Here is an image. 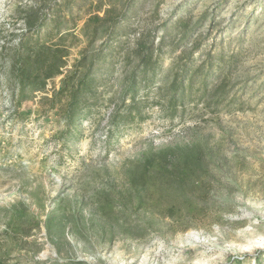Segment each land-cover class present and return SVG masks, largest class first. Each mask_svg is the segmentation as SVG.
I'll return each instance as SVG.
<instances>
[{"label":"rangeland","instance_id":"374dc122","mask_svg":"<svg viewBox=\"0 0 264 264\" xmlns=\"http://www.w3.org/2000/svg\"><path fill=\"white\" fill-rule=\"evenodd\" d=\"M0 264H264V0H0Z\"/></svg>","mask_w":264,"mask_h":264},{"label":"trees","instance_id":"16d2710c","mask_svg":"<svg viewBox=\"0 0 264 264\" xmlns=\"http://www.w3.org/2000/svg\"><path fill=\"white\" fill-rule=\"evenodd\" d=\"M92 19L96 20L100 26H102L105 20V17L100 16V14H95ZM103 23V24H102ZM98 27L96 30L98 31ZM165 38L163 37L159 44L155 42L154 38L151 36L144 37L141 39L137 46L133 49L132 56H134L138 64L136 66V70L139 67L148 66L151 64V59L154 53L157 50V47L162 46ZM61 55L55 56L53 60H49V62L43 59L44 62L49 63L45 70V79L42 84L34 86V90L44 91L46 89L45 83L47 79L55 78L57 76H62L61 85L58 89H55L52 97L48 99L51 100V107H59L57 106V99L63 102V100L67 101V105H63L60 109L66 111L67 117L66 120L69 124L80 123L82 119V110L83 109H91L87 102V96L95 95L92 88L94 87L95 78L93 75L96 72V63L101 60V58H90L89 55L82 54V57L77 60V62L71 66L70 68H66L63 71V68L67 66V62L65 60L66 54H63L61 51ZM40 55V54H39ZM38 55V57H39ZM101 63V61H100ZM235 67L234 62L231 65V69ZM184 71V66L182 67ZM132 89V99H134L137 87H136V79L134 78L130 84ZM56 109V108H55ZM87 109V110H88ZM256 262H261V257L258 256L256 258Z\"/></svg>","mask_w":264,"mask_h":264}]
</instances>
